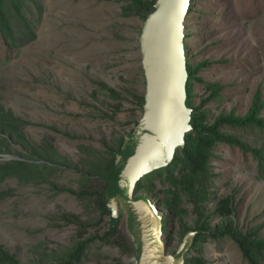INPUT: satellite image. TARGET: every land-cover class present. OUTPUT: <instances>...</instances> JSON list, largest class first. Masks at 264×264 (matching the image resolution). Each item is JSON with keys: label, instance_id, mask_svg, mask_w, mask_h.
Masks as SVG:
<instances>
[{"label": "rangeland", "instance_id": "374dc122", "mask_svg": "<svg viewBox=\"0 0 264 264\" xmlns=\"http://www.w3.org/2000/svg\"><path fill=\"white\" fill-rule=\"evenodd\" d=\"M127 2L32 0L22 17L32 25L37 38L10 59L0 40V104L30 123L25 127L29 140L42 147L52 145L83 171L85 147L105 150V143L112 145L131 133L143 115L137 96L146 94L139 42L144 22L141 15H124ZM196 3L200 13L185 19V36L191 34L185 45L194 63L212 61L200 73L204 80L223 87L221 102H213L209 108L214 117L231 112L245 116L258 87H264V0ZM97 83L118 92L121 100L110 98ZM196 94V105L208 96L200 83ZM48 127L70 133L75 139ZM249 141L254 138L250 136ZM26 152L22 145H14L13 153L5 157L16 158ZM214 155L213 187L203 207L204 216L209 217L206 221L218 228L231 223L244 235L256 232L264 240V179L258 162L226 144H221ZM5 157H0V162L6 161ZM79 178L71 168L58 173L55 182L77 190ZM160 189L161 185L157 191ZM0 194H5L0 198V245L23 264H50L48 256L78 240L77 227L59 228L52 220L54 216L64 212L89 220L85 204L69 193L55 195L48 185L7 180L0 185ZM226 198H232L233 204L229 201L215 214ZM192 211L190 206L186 217L189 225L197 218ZM163 213L168 222L164 241L169 254H174L182 242V222L170 211ZM121 226L129 235L126 219ZM99 227V235H103L107 226L102 223ZM96 233L90 230L86 236ZM198 254L208 264H248L238 244L228 237L206 241L186 259ZM86 264H134V257L98 244Z\"/></svg>", "mask_w": 264, "mask_h": 264}, {"label": "trees", "instance_id": "16d2710c", "mask_svg": "<svg viewBox=\"0 0 264 264\" xmlns=\"http://www.w3.org/2000/svg\"><path fill=\"white\" fill-rule=\"evenodd\" d=\"M32 0H0V40L7 47L9 59L15 51L24 45L33 42L37 36L32 25L22 17V11L26 4ZM157 0H128L124 6V15H141L145 22L150 14L156 9ZM200 11L197 9L196 0H192L191 9L186 16L193 19ZM12 20L16 24H12ZM19 25V26H18ZM22 30L18 32L16 28ZM191 34L185 36V40ZM188 55L189 79L187 83V106L193 110L191 125L193 130L186 136V146L178 149L172 163L164 169L157 170L139 182L136 194L145 192L149 198L162 208L170 211L182 222V239L187 233L193 234V244L188 252H198L206 241H219L221 237L234 240L248 264H264V240L257 237L256 232L244 235L237 226L231 223L212 227L206 221L209 217L204 216L203 207L209 202L210 190L213 187L211 161L215 158L214 151L221 145L239 148L246 154H250L258 162V171L264 179V87L260 85L252 100L251 107L245 116L221 114L214 117L209 105L213 102L220 103L222 89L219 83H209L200 75L204 68L212 65L211 60L194 63L193 55L186 46ZM228 61H217V64ZM200 83L206 89L208 96L196 105V85ZM101 90L115 99L121 100L118 92L104 83H97ZM140 108L143 112L145 96H137ZM119 108V107H118ZM139 122L134 123V129ZM30 125L23 118L17 117L12 111L0 104V155L13 153L14 145H22L28 151L18 153L19 159L0 162V185L7 180H17L22 185L42 186L48 185L55 195L69 193L80 203L85 204V212L89 220L72 213H59L54 216L53 222L63 228L69 225L77 227L78 240L68 249L58 252L55 256H48L50 264H86L90 259L93 246H111L129 257L136 256L132 239L122 228V219H116L108 209L106 194L109 183L100 179L101 175H110L114 172L118 155L125 147L126 137L121 136L112 145L105 143V150H95L90 147L84 148L85 159L82 160L83 168H75L73 164L64 158L52 145L34 144L29 140L25 127ZM44 127V126H43ZM48 129L70 139L73 135L61 132L54 127ZM132 130V132L134 131ZM254 138L253 142L249 137ZM75 169L80 178L76 189L62 186L55 182L58 173L68 169ZM162 189L157 191L158 186ZM5 194H0L3 198ZM232 198L223 199L217 210L229 205ZM224 203V204H222ZM197 218L192 225L186 222L189 208ZM235 211V210H234ZM95 216V217H94ZM107 226L106 232L99 235L101 224ZM167 220L163 221L162 230L167 231ZM90 230L96 234L86 236ZM0 264H23L15 255L9 253L0 245ZM42 264V263H40ZM186 264H208L200 254L186 259Z\"/></svg>", "mask_w": 264, "mask_h": 264}, {"label": "water", "instance_id": "95a60500", "mask_svg": "<svg viewBox=\"0 0 264 264\" xmlns=\"http://www.w3.org/2000/svg\"><path fill=\"white\" fill-rule=\"evenodd\" d=\"M191 5L192 0H157L155 11L144 22L139 39L146 83L143 115L126 137L114 172L99 176L109 183L106 201L113 217L126 219L136 252L134 264H186L193 244V234L187 233L178 250L169 254L164 241L167 231L162 230L167 220L163 211L153 198L136 194L143 178L172 163L193 130V110L187 106L185 45V19Z\"/></svg>", "mask_w": 264, "mask_h": 264}]
</instances>
